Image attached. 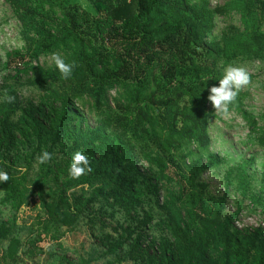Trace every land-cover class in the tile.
Wrapping results in <instances>:
<instances>
[{
    "label": "trees",
    "instance_id": "16d2710c",
    "mask_svg": "<svg viewBox=\"0 0 264 264\" xmlns=\"http://www.w3.org/2000/svg\"><path fill=\"white\" fill-rule=\"evenodd\" d=\"M3 1L25 43L13 56L23 61L17 74L33 72L43 109L23 104L13 86L0 99V171L9 175L0 197L18 213L30 203L36 208L38 196L43 217L23 249L16 223L0 225V264L38 260L46 238L63 249L62 230L80 218L65 194L77 188L85 197L80 205L100 204L123 220L111 255L126 244L130 254L142 251L147 243L155 250L146 259L151 264H264V230L238 229L241 210L227 214L225 196L209 195L203 180L224 164L209 151L210 125L223 115L208 101L209 89L229 65L264 68V0H230L214 9L205 0H88L94 14L70 0ZM233 16L239 26L229 23L211 39L217 20ZM52 53L74 64L71 78H62L54 62L33 68ZM246 96L241 88L228 113L238 114L264 147V128L246 110ZM88 114L96 128L85 126ZM20 138L31 151L24 158ZM42 151L52 157L43 165ZM77 151L90 171L68 176L58 200L44 201L43 186L55 174L68 175ZM235 177L241 195L261 205L262 195L251 194L249 167L239 166ZM232 186L227 177L226 191Z\"/></svg>",
    "mask_w": 264,
    "mask_h": 264
},
{
    "label": "rangeland",
    "instance_id": "374dc122",
    "mask_svg": "<svg viewBox=\"0 0 264 264\" xmlns=\"http://www.w3.org/2000/svg\"><path fill=\"white\" fill-rule=\"evenodd\" d=\"M70 1L79 4L92 14L95 13L88 0ZM191 1L194 4H199L201 0ZM205 1L211 9H214L225 5L230 0ZM229 23L239 26V20L235 16L231 19H218L210 38L218 40ZM20 31L21 26L14 18L10 7L3 0H0V99L3 97L6 88L13 86L19 91V98L23 104L32 103L35 106L40 105L43 109V94L31 84L35 78L33 72L17 74L18 71H22L23 61L13 56L15 53L23 54L25 48ZM52 65L53 61L49 55L42 57L37 64L33 65V68L46 70ZM233 66L244 68L252 77L249 84L242 87L244 93L247 94L245 106L248 113L257 121L259 129H263L264 68L259 63L245 66L235 64ZM85 126L91 129L98 126L92 114L86 115ZM210 137L209 151L222 157L224 164L204 174L203 180L208 185V194L216 197L225 196L227 214L241 210L239 220L236 222L238 229L250 232L256 229L264 230V147L257 140L258 134H252L249 125L238 114L230 112L227 115H221L220 120L211 123ZM20 141L18 155L24 158L26 153L31 151L23 139ZM242 165L249 167L251 194L262 195L261 205L244 198L238 189L235 175L237 168ZM139 168L146 171L144 163L140 164ZM19 170L21 173L26 171L25 168H19ZM36 171L37 166L35 165L34 172L36 173ZM34 172L30 173L29 179L34 177ZM227 177L233 182V186L226 191ZM67 178L68 175L66 174H55L54 177H51L43 186L44 201L48 203L57 201ZM29 186L33 189L31 184ZM82 193L81 188H77L68 190L65 194L67 205L73 213H78L80 218L76 225L62 230L66 231L61 242L63 249H59L53 241L46 238L41 243V247L44 248L42 255L39 256L38 260L27 259L26 264H67L61 258L71 261L73 264H80V258L86 261L90 260L92 264H151L146 259L148 257L154 258L155 250L149 248L147 243L143 244L142 251H136L132 254H130L132 250L130 244L121 247L115 255L109 254L111 246L122 233L120 227H122L123 220L117 215L111 216L112 212L102 208L100 204L90 207L80 205L82 199L85 198ZM1 199L0 197V225L12 221L16 223L20 248L23 249V243L31 233H34L32 236L36 235L40 226V220L43 217V212L39 208L40 199L38 196L34 198L36 208H32L30 203L18 213L13 212L9 206L2 204ZM30 201L32 202V200Z\"/></svg>",
    "mask_w": 264,
    "mask_h": 264
},
{
    "label": "clouds",
    "instance_id": "9594fccd",
    "mask_svg": "<svg viewBox=\"0 0 264 264\" xmlns=\"http://www.w3.org/2000/svg\"><path fill=\"white\" fill-rule=\"evenodd\" d=\"M51 60L54 62L56 69L64 79L71 78L74 64L65 63L64 59L57 53H52ZM249 84V75L242 67L227 66L224 69L223 77L219 80L218 86L209 89L208 101L211 103L215 112L227 115L229 106L236 99L238 91ZM51 154L42 151L37 157L39 164H47L51 160ZM68 176L77 179L90 171L89 161L86 155L77 151L71 156L68 166ZM9 175L7 172L0 171V183L7 182Z\"/></svg>",
    "mask_w": 264,
    "mask_h": 264
}]
</instances>
